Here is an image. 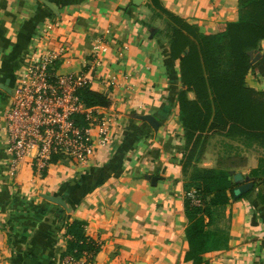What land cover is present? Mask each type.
I'll return each mask as SVG.
<instances>
[{"label":"crops","instance_id":"1","mask_svg":"<svg viewBox=\"0 0 264 264\" xmlns=\"http://www.w3.org/2000/svg\"><path fill=\"white\" fill-rule=\"evenodd\" d=\"M160 1L201 29L239 17V0ZM168 19L151 0H0V105L17 77L12 60L22 57L23 71L37 43L48 50L70 45L55 63L59 73L82 71L100 43L90 87L111 97L97 109L117 119L110 144L93 130L88 164L60 160L40 176L31 156L11 171L0 106V264H62L69 220L84 222V233L100 246L89 264H193L186 260L188 178L178 101L185 86L171 57ZM262 46L264 40L252 52L256 63L247 77L258 89ZM263 159L264 147L243 136L210 135L198 166L228 170L234 188L230 203L211 217L210 228L225 241L205 255L209 264H264Z\"/></svg>","mask_w":264,"mask_h":264},{"label":"trees","instance_id":"2","mask_svg":"<svg viewBox=\"0 0 264 264\" xmlns=\"http://www.w3.org/2000/svg\"><path fill=\"white\" fill-rule=\"evenodd\" d=\"M151 2L169 17L170 53L179 61L180 80L185 86L178 101L184 129L182 163L188 178L187 192L195 188L202 198V205L186 198L190 221L186 260L209 264L205 255L219 249L225 241L210 228L211 217L218 206L230 203L234 185L228 170L199 167L198 162L212 133L230 138L243 136L264 147V89L247 82L256 63L252 52L264 40V0H239L238 19L208 29L170 12L160 0ZM189 92H194L195 98H190ZM80 93L87 106L111 104L109 95L91 87ZM76 120L80 125L86 124L82 115H77ZM262 163L264 168V159ZM65 228L71 238L64 255L81 257L88 252L92 258L97 254L100 246L88 239L84 222L69 220Z\"/></svg>","mask_w":264,"mask_h":264},{"label":"built area","instance_id":"3","mask_svg":"<svg viewBox=\"0 0 264 264\" xmlns=\"http://www.w3.org/2000/svg\"><path fill=\"white\" fill-rule=\"evenodd\" d=\"M69 49L70 45L62 44L58 49L48 50L37 43L31 61L18 75L11 105L2 114L7 128L5 146L12 155V172L28 156L33 158V166L40 176L60 160L88 164L95 152V128L99 129L100 143L111 142L110 132L116 117H105L98 106H87L80 93L93 82L88 72L100 64L101 44L94 46L82 71L59 73L55 63ZM262 51L264 57V46ZM77 115L84 116L86 124L80 125ZM186 198L202 205L195 188L186 192ZM88 256V252L81 257L67 254L62 264H89Z\"/></svg>","mask_w":264,"mask_h":264},{"label":"rangeland","instance_id":"4","mask_svg":"<svg viewBox=\"0 0 264 264\" xmlns=\"http://www.w3.org/2000/svg\"><path fill=\"white\" fill-rule=\"evenodd\" d=\"M22 57H18L16 58V61L15 59L12 60V66L15 68L16 70V74H17V77L14 78L13 82H12V87H13V91L9 94V98L7 101H4L2 102V104L0 105L1 106V113L3 114V112L8 109L11 105V101H12V98H13V95H14V92L16 90V87L18 85V74H20L21 72V67L18 65L21 61H22Z\"/></svg>","mask_w":264,"mask_h":264},{"label":"water","instance_id":"5","mask_svg":"<svg viewBox=\"0 0 264 264\" xmlns=\"http://www.w3.org/2000/svg\"><path fill=\"white\" fill-rule=\"evenodd\" d=\"M5 87V85H3Z\"/></svg>","mask_w":264,"mask_h":264}]
</instances>
